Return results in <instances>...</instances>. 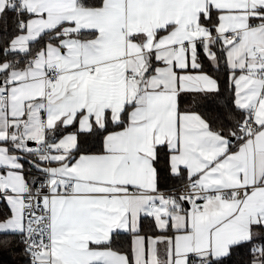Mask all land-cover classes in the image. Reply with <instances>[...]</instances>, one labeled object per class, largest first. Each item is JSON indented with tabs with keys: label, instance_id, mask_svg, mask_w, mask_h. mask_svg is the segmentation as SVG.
Listing matches in <instances>:
<instances>
[{
	"label": "snow or ice",
	"instance_id": "obj_1",
	"mask_svg": "<svg viewBox=\"0 0 264 264\" xmlns=\"http://www.w3.org/2000/svg\"><path fill=\"white\" fill-rule=\"evenodd\" d=\"M0 264H264V0H0Z\"/></svg>",
	"mask_w": 264,
	"mask_h": 264
}]
</instances>
